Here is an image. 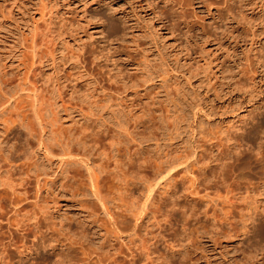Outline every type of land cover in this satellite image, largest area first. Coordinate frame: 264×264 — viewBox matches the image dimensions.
<instances>
[{"label":"rangeland","instance_id":"374dc122","mask_svg":"<svg viewBox=\"0 0 264 264\" xmlns=\"http://www.w3.org/2000/svg\"><path fill=\"white\" fill-rule=\"evenodd\" d=\"M178 2L0 0V162L8 151L25 149L24 167L44 183L42 200L58 201L49 209L55 222L75 224L85 210L100 211L80 165L69 169L76 190L66 185L51 193L67 178L61 179L58 157L45 155L44 145L54 154L64 143L82 153L83 141L96 173L135 148L142 157L156 158L207 147L208 132H242L243 141L249 140L242 146L258 142L264 154V73L258 61L264 57V0ZM5 91L12 95L4 98ZM251 117L256 133L249 129ZM253 152L239 159V169L247 171ZM98 174L100 185L111 180ZM26 186L32 198L35 182ZM221 213L216 209L213 216ZM236 214L229 218L240 228ZM257 216L253 223H259ZM202 220L210 233L211 223ZM256 229L251 239L261 245L253 252L257 261L246 262L244 237L219 238L206 251L209 235L193 231L181 262L264 264V227ZM159 251L166 252L162 244Z\"/></svg>","mask_w":264,"mask_h":264},{"label":"bare ground","instance_id":"6f19581e","mask_svg":"<svg viewBox=\"0 0 264 264\" xmlns=\"http://www.w3.org/2000/svg\"><path fill=\"white\" fill-rule=\"evenodd\" d=\"M174 1L159 0L164 6ZM226 3L229 5V1ZM258 58L260 71L264 73V57L261 54ZM11 95L12 92L5 91L3 97ZM250 120L249 129H254L253 118ZM209 133L204 135L207 147L200 145L199 149L193 147L173 156L142 157L140 149L132 152L126 149L125 159H114L111 169L98 170L104 172L105 179L106 175L111 176L103 185L99 184V174L87 162L83 141L78 142L82 153L73 152L64 143L58 144L54 154L51 146L44 145L41 149L45 155L58 157L61 179L67 178L63 183L58 181L52 194L57 187L75 185L74 175L69 173L72 166L80 165L87 172L88 193L98 203V213L103 219L99 220L98 213L91 208L85 210L86 214H77L75 224L52 220L49 209L58 201L54 196L49 201L42 200L40 187L44 183L36 174L29 173L30 168L24 167L25 149L8 151L0 162V264H171L175 256L182 264L191 233L204 231L203 223L199 224L202 219L211 223V232L205 231L212 246L203 243L206 251H213L220 244L219 238L241 236L247 241L248 248L243 252L246 262L257 261L253 252L258 241L251 238L257 236L255 228L264 227L262 144L245 147L248 139L243 141L242 132L238 131L219 136ZM252 133H256L255 129ZM250 151H254L255 160L247 165V171L239 169V159ZM32 181L36 191L30 198L26 185ZM209 207L213 210L206 218ZM216 209L222 212V218L214 217ZM235 214L241 221L240 228L232 224ZM252 215H259L258 224L253 223ZM3 221L8 224L5 234L1 230ZM191 223L195 224L193 228L189 226ZM161 244L164 253L159 251ZM259 258H264V254Z\"/></svg>","mask_w":264,"mask_h":264}]
</instances>
